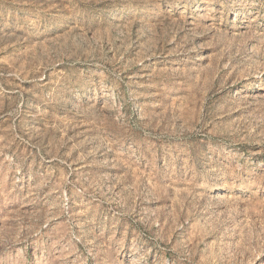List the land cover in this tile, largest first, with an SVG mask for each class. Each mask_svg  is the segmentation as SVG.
Wrapping results in <instances>:
<instances>
[{"label": "rangeland", "instance_id": "1", "mask_svg": "<svg viewBox=\"0 0 264 264\" xmlns=\"http://www.w3.org/2000/svg\"><path fill=\"white\" fill-rule=\"evenodd\" d=\"M0 264H264V0H0Z\"/></svg>", "mask_w": 264, "mask_h": 264}]
</instances>
